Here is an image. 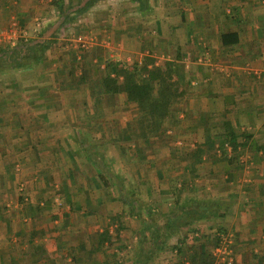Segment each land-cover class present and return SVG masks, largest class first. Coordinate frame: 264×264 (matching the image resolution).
Masks as SVG:
<instances>
[{"label":"crops","instance_id":"obj_1","mask_svg":"<svg viewBox=\"0 0 264 264\" xmlns=\"http://www.w3.org/2000/svg\"><path fill=\"white\" fill-rule=\"evenodd\" d=\"M55 1L60 2L61 8H72L74 11L72 14L69 12L71 18L69 23L61 28L65 29L63 32L67 31L66 36L69 37L68 32L78 30L84 33L80 35L91 38L92 46L85 58L96 64L97 58L102 57L105 61L101 65L102 70L106 69L107 62L132 66L135 63L141 64L146 59L153 61L156 66L165 61H174L183 66L187 82L185 97L175 107L177 115H180L178 119L181 128L177 129L178 133L188 139L199 137L202 145L210 136L214 142L211 150L215 153L212 155H216L215 149H218L219 153L209 159L211 162L206 168L200 169L199 166L195 167V163L191 164V160L195 159L193 152L192 157H187V161H184L179 153L172 154L169 150L165 152L157 147L145 148L140 153L147 160L146 171L151 170L149 174L153 182L154 174L158 182L180 176L188 180L187 184L176 185V189L178 195L180 194V214L186 211L189 212L188 216H191L190 209L197 212L193 221L196 233L193 236V231L189 236L192 241L189 249L194 245L198 247L195 244L198 240L199 246L210 253L207 247L213 245L212 241L214 242L219 234L218 229H222V233L227 232L233 240V264H264V149H257V146L264 148V0H0V28L6 29L16 21L21 29L30 33L28 42L14 48L7 44L0 45V50L4 51V55L0 56V83L11 82L7 84L8 87L11 90L17 89L16 95L21 96L12 104L15 107L11 104L6 107L5 103H0V128L10 125L11 121L17 122L13 125L24 128L25 131L55 125L79 127L86 124L78 122L72 115L83 107L78 103V87L73 85L75 69L82 72L83 66H79L80 63L75 61L76 47H63L60 42L61 38L58 36L62 30L56 34L63 10L54 4ZM87 3L89 6L84 13H75ZM42 41H47V48L39 45ZM118 95L125 98L124 94ZM101 108L98 104L96 110ZM11 114L14 117L11 118ZM93 122L98 123V128L106 127L103 120L95 119L91 123ZM87 123L89 125V122ZM227 127L239 136L240 146L236 152L229 146L223 156L219 143L224 139ZM242 133L246 135L241 136ZM86 137L88 136L83 139ZM32 138L27 139L25 136L20 139L25 140L24 144L32 143L35 147V151L20 156V163H23L24 167L37 158V139ZM115 140L116 138H113V142L109 143L115 144ZM66 141L70 142L69 139ZM154 142L155 140L151 139L145 145ZM190 142L186 144H193ZM119 143L131 146L134 140L118 141L110 159L107 157L110 152H105L103 147L98 149L102 153L96 161L100 172L95 173L96 178L91 176L88 184L79 185L76 189L71 188V185L67 186V181H64L66 177H61L64 175L63 170L59 171L60 175L54 173L55 180L59 183L56 185L58 188L60 184H64V189L69 192L82 190L89 193L95 189L94 191L99 193H95L96 198L92 200L88 197L78 200L83 209H86L82 215L84 217L79 216L78 221H75L76 217L71 214L67 218L65 232L58 231L54 234V239H45L44 243H40L45 245V248L38 251L37 204L43 202L42 198L37 201V184L33 186V182L29 180L34 171L26 172L23 168L19 175L31 183L33 187L31 186L30 190L34 192L36 199H30L27 203L30 212L26 210V216L21 217L18 213L0 217V264H122L120 242L127 236V230H124V221H127V218L124 219L125 203L121 195L116 197L115 194L112 196L107 193V189L114 190L115 186L119 187L122 175L125 176L120 173L124 172L120 162L126 160L128 153H124V156L121 154L123 148ZM182 144L181 140L177 142L179 146ZM158 150L161 151L157 152ZM4 154L0 151L1 164L2 159L8 157ZM208 156V153L204 152L202 160H207ZM179 165L183 167L176 173L173 168ZM112 167L116 171L114 168L112 170ZM7 174L10 175L8 168L0 169V176ZM107 175L113 177V182L110 180L108 184L105 183L101 176ZM150 179L146 177L145 181L143 180L147 183L149 193L152 189L149 188ZM47 184L49 186V181ZM9 187L10 183L3 182V178H0L2 205L6 202L4 197H8L5 194L9 192ZM172 190L169 186L167 190L160 189L159 193ZM131 191L134 190L131 188ZM74 192L69 195L73 202ZM187 193L191 196L186 197ZM104 195H107V199ZM197 198L201 200H195ZM21 200L23 201L22 198ZM128 200L131 201L129 213L137 218L135 201ZM194 201L200 205L193 204ZM221 202H224V207L219 206ZM110 203H113V207ZM116 204H120L122 209L116 213L118 220H108L110 225L98 232V242L106 230L114 240L113 236L117 235L115 230L118 231L119 227H122L119 240L111 246L106 242L102 249L98 243L93 244L96 241L87 242L91 235L88 225L95 226L94 223L108 218L109 210L114 214ZM189 205L199 207L192 209ZM207 206L211 210L203 212V207ZM106 207L109 210H106ZM98 208L103 211V217L93 215ZM31 211H35L36 216ZM177 214L174 210L166 213L160 229H157L156 226L159 225L154 223L147 228L149 231L141 239L145 240L144 247L138 251V258L147 257L145 264L165 262L164 256L160 257L161 263L153 261L158 254L163 255L166 249L165 243H162L164 249L157 252L154 239L165 238L169 232L167 226ZM23 222L34 225L31 227ZM40 223L43 222L40 220ZM44 224L41 226L40 235L53 234L57 230L55 228L48 231ZM202 225L205 228L200 235L199 227ZM133 259L135 258H131L127 264H133ZM178 262L176 257L171 264Z\"/></svg>","mask_w":264,"mask_h":264},{"label":"rangeland","instance_id":"obj_2","mask_svg":"<svg viewBox=\"0 0 264 264\" xmlns=\"http://www.w3.org/2000/svg\"><path fill=\"white\" fill-rule=\"evenodd\" d=\"M61 30L62 31L58 37L61 38L60 42L63 43V47H67V46L75 47L73 40H75L80 34H84L78 30L77 31L71 30V32H68L69 37H67L66 36L67 31L63 32L65 29H61ZM76 51H77V58L75 60L76 63L79 62L80 63L79 66L80 65L84 66V60L86 59L85 57L87 56V52H83L81 54L82 51L79 48H76ZM79 56H81V59H79ZM75 71H76L74 73L75 78L73 79L75 82L73 83V85L74 87H78L77 90L78 103H81L83 107L82 110L78 109L77 111L72 113V115L76 117L78 122L86 123L87 126L86 124L79 127L76 126L57 127V125H55V127H49L45 129L31 128L25 131L24 128L14 126L17 124V122L11 121L9 122L10 125L8 124V126L5 125L3 126V128L2 127L0 128V151L5 153L4 155L8 156L4 160L2 159L3 162L2 164L0 162V169L6 167L10 171V175L9 174H7V176L3 175L0 176V178H3V182L8 181L11 185V187H9V192L5 194L8 197H4L6 202L3 203V205L2 203L0 204L2 206V207L0 206V217H3V215L12 216L18 213H20L19 216L22 217V216H26L25 215L26 210L27 212H30V210L27 209L28 208L27 203H29L30 199L35 200L36 195L34 196V192H31L30 190L32 186L30 185L31 183L29 184V181L27 182L24 179H22L24 177L20 176L19 174L24 169L26 172L27 170L34 171V174L30 175L29 180L33 182V186L37 184V201L39 200V198H42V202H43L42 204H37V220H38L37 233H39L37 234V242H38L37 245L38 247H41V248L37 247V251L45 248V245L40 244V243H44L45 239H54V234L58 231L60 232L63 230V232H65V228L67 226L66 222L68 220L67 218H69L71 214H73L74 217H76L75 221H78L79 216L81 218L84 217L82 215L85 214L83 212L86 209H83L82 204H80V201L78 200L85 199V197H88V199L92 200V198H96V194L99 193V192L96 193L94 191L95 189L89 193H87L86 191L84 192L82 190H78L77 192L70 190V192H74L75 202H73L71 201V199L73 198L71 196L69 197L71 193L69 192V190L67 191L64 189V184L63 185L60 184V188H58V186L56 187V185H58L59 183L56 182L55 180L56 176H54V173L56 172V175L57 174L60 175L59 171L63 170L64 175H61V177L63 179L66 177V180L64 179V181H67L66 182L67 186H69L70 184L71 188L73 187L76 189L79 187V185L88 184L90 182L91 176L96 178L97 175L95 173L97 172L98 174L100 172L99 169L100 166L96 164V161H98V159L102 156V153L98 149H102L103 147L106 149L105 152L107 153L110 152L109 155H107L108 159H110V157L113 155L112 153L113 148L117 146H115L116 143L113 144L109 142H112L113 138H116L118 141H120L121 139L119 140V138L123 136V133L126 130L132 129L131 131H133L136 128L134 123V118L136 117V113H137L136 106H134L133 104L128 105L127 102H125V98L123 99L119 95L118 96L116 95V97L114 96L109 97V95H101V97L100 96L97 97V94L94 93V87L91 82L96 77L98 78L97 74L95 73L96 71L95 68L90 70L88 76L86 77V82L84 83H81L82 72L78 71V69L77 70L75 69ZM10 83L9 82L0 83V93H1L0 103H5L6 107H8L9 104H11L12 107H15L12 104H15V100L17 98H21V96L16 95V93L18 92L16 91L17 89L11 90L8 87L7 84ZM5 87L8 88L5 89ZM98 104L101 105L104 110L102 108L100 110H96ZM8 112H6V114H8ZM100 113L104 115L101 117H97V116L92 117L97 114L99 115ZM12 115L13 114H11V118L14 117ZM179 116L180 115H177L178 125L171 126L170 123H168L167 126H165L166 132L159 138L152 139L155 140L153 144L145 145L148 143H146L141 139H137L136 137L130 139V140H134V143L131 144V146H129V144L126 143L124 144H120L121 142L119 143V146L123 148L122 150L123 153L121 152V154H123L124 156V153L125 154L128 153L127 154L128 158L126 156V160L124 162L123 161L120 162V164H122L123 166L122 169L124 171V172L120 171V173L122 174L124 173L126 177L122 175V179L121 182L119 183L120 184L119 187L115 186L114 190L107 189L108 191L107 193H109L108 195L112 194V196L115 194L116 197L118 195L119 196L121 195L125 203L124 219L127 218V221H124V227L126 228V229L124 228V230H127L126 232L127 236L124 233H122V235H125V238H122L121 242L119 241L121 243L120 252L122 253V256L120 259L122 261V264L129 263L131 258H135L133 259L134 260L133 264H137V261L135 260L138 259V253H139L138 251H140L141 247L142 246L144 247L145 244L144 243L145 240L143 239L141 241V239L149 231L147 230V228H150V226L152 225L151 223L161 226L165 214L168 213L169 211L174 210L175 212L180 214V208L178 207L180 201L178 198V191L176 189V185L179 184L183 185V184H187L188 182L186 178H182L181 176L175 178L174 177L166 178L163 182L162 181L158 182L156 180L155 174H154V182L151 181L150 177L152 176L151 174H149L151 170L147 169L146 171L147 165L145 164V162H147V160L145 159L144 156H141L140 151L141 150L143 151V149L145 148L156 149L155 147H157V149L164 150L165 152L169 150L171 151L172 154L179 153L181 159L184 158V161H187L186 160L187 157H192L191 154L193 151L197 149H201L203 150V152L208 153L209 156L207 160H202L199 163L196 162V159L191 160V164L194 165L195 163V167L199 166L200 169L206 168L207 167L206 165H208L211 162V160L209 159L213 158V156H216L218 155L217 153H219V150L215 149L216 155H212L215 152L212 151L211 148H207L204 145L200 144L199 141L201 139H199V137H196L194 139H188L187 137L181 136L177 130L181 128L180 121L178 119ZM95 119L97 121L98 119L99 121L101 120L105 121L106 127L104 129L105 130L104 134L97 130L98 123L95 122L91 123L92 121H95ZM87 122H89V125ZM130 124L131 126L130 128H128ZM25 136L27 139H30V137H33L32 139L34 138L37 139V148H36L37 158L33 159L30 163H27L24 167L23 163H20V160H22L20 159V156L24 153H29V152L31 153L35 151V147L34 145H32V143L24 144L23 141L25 140H20ZM84 136H88V137L83 139ZM6 139H8V141ZM66 139H69L70 142H67ZM85 139L87 140L85 141ZM104 140L106 143H104ZM158 140L161 141L158 144H156ZM179 140L183 141V144L181 146L177 145V142ZM2 141H5V143H3ZM28 141L29 140H27V143ZM190 141H192L193 144H190L191 143ZM188 142L190 143L187 145L186 143ZM161 150H158L157 152H160ZM116 154H118V151L116 152ZM129 154H131L132 156H130ZM182 167L183 166L179 165V167H175L173 168V170L176 173H178ZM113 168L114 167H112V170ZM117 168L120 169L119 165H117ZM18 169H20V171H18ZM114 171H116L115 168ZM107 177L109 182L110 180L111 182H113L112 181L113 177L108 175ZM146 177L151 181L149 182L150 185L149 188L150 189L152 188L151 189L152 192L150 191V193H149V189H147V183L144 182ZM192 177H188V179L189 178L192 179ZM47 180L49 181V186L47 184L48 183ZM169 186L173 189L172 191L159 193L160 189L163 188L167 190ZM131 188L134 191H131ZM188 196L191 195H188L187 193L186 197ZM204 196L207 197L206 194H204ZM104 197L107 199V195H104ZM20 198H22L23 201L22 200L20 201ZM58 198H60L61 200ZM25 199H28V201ZM56 199L58 200L56 201ZM128 199H132V201L133 200L135 201L134 208L138 212L137 218H135V215L133 216V214L129 213L131 201L128 202L129 201ZM195 200L200 201L201 199L197 198ZM192 203L196 205H200L196 201ZM109 205L112 206L113 203H110ZM220 205L223 207L225 206L224 202L219 203V206ZM119 206L120 204H116L115 209H113L115 210L114 214L111 210H109V208L106 207V210H109L110 213V215H107L108 218L106 219L103 218L102 222L94 223L95 226H91V224L88 225L89 229L91 230V235L89 236L88 239L89 241L87 242L92 243L96 241L95 243H93L94 245L99 243L98 232L101 229H106L107 228L106 226L110 225L111 220L113 222L114 221L116 222L118 220L116 218L117 217L116 213L122 211V209H120ZM209 206L205 207L206 209L203 207V209H205V212L211 210ZM211 206L214 208H220L217 205L216 206L211 205ZM189 207H191L192 209H197L199 206L189 205ZM189 211H193V210L190 209ZM31 213L36 216L35 211H31ZM187 213L185 211L182 212L181 215L183 214L185 215ZM93 215L94 216L101 215L103 217L104 213L101 209L99 210L98 208L97 210H95V212H93ZM188 218L191 219L190 221L194 220V218H191V216H186L183 222H185ZM62 219L63 222H61ZM40 220L43 223L39 224ZM56 222H59V224L57 225ZM44 223H48V224L45 225ZM23 224L31 227H33L34 225L29 222L28 223L23 222ZM43 224L44 226H47L46 227L47 230L55 229V228H57V230L53 232V234L48 233V235L47 234L40 235L41 226ZM95 227L99 229L97 230L96 228V231H94ZM194 228L195 227L193 223L189 227L182 226L178 232H175V230H170L165 235V238L162 240L165 243L164 248L166 249L163 248L165 252L163 253V255H161L160 253L157 256H155L153 261L161 263L160 261L162 260L160 257L164 256L165 258H163V260L165 259V262L163 264L173 263L177 257L175 254L176 252L173 249L174 246L184 241L185 237L188 236L189 238V236L192 235ZM203 228H205V226L203 225L199 227L200 235H202V232L204 230ZM116 231L117 230H115V234L117 233ZM225 234L228 233L226 232ZM114 237L115 236H113V238ZM135 237H137L138 239L134 240ZM215 240L216 238L214 239V242L212 241L213 245H208L207 247L208 250L210 249L209 251L211 255H213L214 249L217 246ZM191 244L192 241L187 239V241L184 244L186 251L187 249H189V246ZM195 244H197V246L200 245L198 240H196ZM61 246L62 245H60V247ZM136 251H137V255H136Z\"/></svg>","mask_w":264,"mask_h":264},{"label":"trees","instance_id":"obj_3","mask_svg":"<svg viewBox=\"0 0 264 264\" xmlns=\"http://www.w3.org/2000/svg\"><path fill=\"white\" fill-rule=\"evenodd\" d=\"M59 1H55V5L60 6ZM89 6L87 3L82 9L75 11L76 14L84 13ZM71 9V11H70ZM60 13V25L56 28V34L69 23L71 15L74 11L72 8H61ZM69 12H71L69 14ZM55 34V35H56ZM54 35V36H55ZM40 43V42H38ZM44 43V44H42ZM39 45L42 47H48L47 41H42ZM46 43V44H45ZM45 45V46H43ZM4 55V51L0 50V56ZM98 63L93 64L87 58L84 60V66L82 67L81 73V83L86 82V77L88 76L90 70L96 69V77L91 82L94 87V93L97 97L101 95L115 96L118 94H124L125 102L131 103L136 106V117L134 118L135 130H126L123 136L119 138L122 141H129L130 139L136 137L145 142L150 141L153 138H159L166 131L165 126L170 123L171 126L178 125L177 121V110H175L176 104H179L185 97L186 88V72L180 63L174 61H165L160 66H156L153 61L148 59L143 60L142 63H135L132 66H121V63H106V69L102 70L101 65L105 62L102 57H98ZM104 114L94 115L92 117H101ZM101 133H105L103 128H97ZM241 136L246 135L245 133L240 134ZM105 136V135H103ZM239 136L227 127L226 135L222 141L219 143V148L222 155L225 156L227 153V148L230 146L233 151H237L240 144L238 143ZM113 142V140H112ZM118 144V140L114 141ZM214 142L211 137L208 136L206 143L204 144L207 148H212ZM203 146V147H204ZM258 150L264 149L263 147H258ZM203 150L197 149L193 151V155L196 162L202 161ZM105 183L108 184V177L101 176ZM180 198V194L178 195ZM205 212V209H203ZM197 214L195 211H191L190 215L192 218ZM188 214H177L171 219V223L167 226V231L175 230L178 232L182 226H190L193 224L191 219H187L185 222V217ZM160 229V226H156ZM122 227H119L115 239H111V235L108 230L104 231L100 237L98 246L103 248L108 243L109 246L119 240L120 231ZM223 232L222 229H218L216 236L217 245L220 243V234ZM196 231H194L193 236ZM117 239V240H116ZM188 236L185 237L187 241ZM182 241L180 244L174 246V251L176 252L177 259L179 262L177 264H215V257L211 255L208 251L203 249V247L195 245L190 249H185L184 244L186 241ZM162 243H164L161 238L154 239L155 250L158 252L162 249ZM156 252V255H157ZM188 252V253H187ZM155 254V253H154ZM144 256V255H143ZM145 258L139 257L137 259V264H145Z\"/></svg>","mask_w":264,"mask_h":264},{"label":"built area","instance_id":"obj_4","mask_svg":"<svg viewBox=\"0 0 264 264\" xmlns=\"http://www.w3.org/2000/svg\"><path fill=\"white\" fill-rule=\"evenodd\" d=\"M29 36L30 33L27 30L21 29L19 23L13 21L6 29L0 28V45L7 44L14 48L28 42ZM73 42L75 47L82 51L81 54L90 50L92 46V39L85 35H79ZM79 59H81V56H79ZM232 244L233 240L230 235L220 234V243L213 252L216 259L215 264H233Z\"/></svg>","mask_w":264,"mask_h":264}]
</instances>
